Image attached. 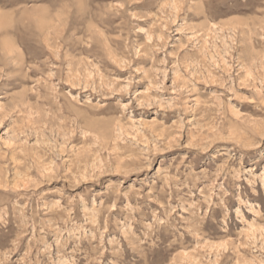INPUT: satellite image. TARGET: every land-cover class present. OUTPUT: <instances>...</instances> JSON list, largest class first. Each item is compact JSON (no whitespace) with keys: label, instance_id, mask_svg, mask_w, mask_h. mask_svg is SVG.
<instances>
[{"label":"rangeland","instance_id":"rangeland-1","mask_svg":"<svg viewBox=\"0 0 264 264\" xmlns=\"http://www.w3.org/2000/svg\"><path fill=\"white\" fill-rule=\"evenodd\" d=\"M0 264H264V0H0Z\"/></svg>","mask_w":264,"mask_h":264}]
</instances>
